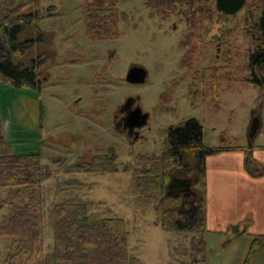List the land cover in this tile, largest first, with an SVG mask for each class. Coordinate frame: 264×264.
I'll list each match as a JSON object with an SVG mask.
<instances>
[{
	"label": "rangeland",
	"instance_id": "obj_1",
	"mask_svg": "<svg viewBox=\"0 0 264 264\" xmlns=\"http://www.w3.org/2000/svg\"><path fill=\"white\" fill-rule=\"evenodd\" d=\"M247 1L251 6L255 3ZM41 5L42 31L25 27L21 39H38L44 32L42 40L15 60L24 66L42 60L37 74L43 88L19 89L0 81V118L15 154H41L43 252L49 256L53 245V204L76 200L83 220L116 217L127 222L129 264H203L202 248L191 242L194 236L202 237L201 232L178 233L163 226L159 201L172 196L177 183L185 184L180 180L190 181L192 192H202L192 186L196 162L190 156L185 158L186 166L172 171L163 184L167 132L171 126L197 119L208 148L264 150V95L259 86L245 80L251 76V52L259 44L257 34L251 32L258 12L252 15L248 7L233 16L216 11L209 23L196 28L197 38L189 42L187 37L195 29L186 4L160 10L146 0H120L119 10L128 16L120 23L121 38L95 42L86 35L83 0H41ZM51 6L56 11L47 12ZM195 54L199 55L197 72L204 75L200 86L206 90L197 108L190 97L192 72L181 67L186 56ZM230 57L228 65L236 69V79L221 81L223 110L218 113L212 96L215 90L210 91L214 69ZM133 66L148 71L144 84L126 81ZM171 86L173 112L160 109V96ZM129 98L139 99L141 108L152 114L151 129L142 130L135 142L113 124ZM257 116L261 127L250 139ZM247 155L249 164L259 169L251 152ZM180 197L177 207L183 212L194 196ZM3 200L0 197V204ZM7 214V208L0 210V222ZM258 232H264L263 224L256 227L250 213L248 219L230 223L227 234L209 233L206 264H244L253 234ZM8 245L0 236V264ZM252 264H264V247Z\"/></svg>",
	"mask_w": 264,
	"mask_h": 264
},
{
	"label": "trees",
	"instance_id": "obj_2",
	"mask_svg": "<svg viewBox=\"0 0 264 264\" xmlns=\"http://www.w3.org/2000/svg\"><path fill=\"white\" fill-rule=\"evenodd\" d=\"M253 1V6L247 1L244 7H248L252 15L255 12L259 14L251 31L257 34L256 40L259 44L251 52L248 64L251 76L245 80L259 86L264 95V0ZM146 3L160 10L177 3L186 4L192 20L191 25L195 29L187 37L189 42L190 39L197 38L194 32L199 25L209 23L215 13H222L217 10L216 0H146ZM119 7L120 0H83L84 25L90 40L112 42L121 38L120 23L127 20L128 16L122 13ZM52 11H56V7L47 9V12ZM44 17L41 0H0L1 82L5 81L19 89L42 90L37 74L43 64L42 60L24 66L17 63L15 57L27 54L37 41L42 40L44 32H40L38 39L28 40H22L21 34L25 27L42 31ZM197 51L196 47L195 53ZM198 60L199 55L195 54L186 56L181 63V67L188 70L189 74L192 72L194 78L190 90L194 108L202 105L206 91L205 87L200 86L199 81L201 77L204 79V75L197 72ZM231 60L230 57L225 61V65L214 69L210 91L215 90L212 96L215 111L218 113L223 110L221 81L232 83L236 79V69L232 70L228 65ZM237 71L242 72L241 69ZM171 91L168 89L162 94L163 104L171 100ZM203 132V125L197 119L185 120L168 129L162 158L163 184L169 179L172 171L186 166L185 158L190 156L196 162L192 186L202 190L200 195L195 191L194 201L187 203L183 212L177 207L181 202L180 195L160 199L159 210L163 217V226L168 230L178 233L207 231V158L226 150L241 149L208 148L204 143ZM40 159L41 154L17 155L13 152L5 139L0 118V197H4L0 210L8 209V214L0 222V236L9 243L4 264H129L130 231L127 222L116 217L83 220L81 204L76 200L53 204V245L49 256L43 252L40 246L43 240L45 213L44 173ZM262 247L264 234L255 235L244 264H252L254 256Z\"/></svg>",
	"mask_w": 264,
	"mask_h": 264
},
{
	"label": "crops",
	"instance_id": "obj_3",
	"mask_svg": "<svg viewBox=\"0 0 264 264\" xmlns=\"http://www.w3.org/2000/svg\"><path fill=\"white\" fill-rule=\"evenodd\" d=\"M248 152H251L253 161L261 166L260 170L249 164ZM206 196L207 231L202 233V237L194 236L191 241L192 246L196 244L197 248H202L203 264H206V238L209 233L227 234L230 223L236 224L248 219L250 213H253L255 226L257 223L263 224L264 231V150H226L209 156ZM263 233L258 232L253 237ZM195 263L200 261L196 260Z\"/></svg>",
	"mask_w": 264,
	"mask_h": 264
},
{
	"label": "flooded vegetation",
	"instance_id": "obj_4",
	"mask_svg": "<svg viewBox=\"0 0 264 264\" xmlns=\"http://www.w3.org/2000/svg\"><path fill=\"white\" fill-rule=\"evenodd\" d=\"M169 89L173 91L172 86L169 87ZM166 92L167 91H165L164 93H166ZM164 93H162V94H164ZM162 94H161V96H162ZM161 96H160V109L163 110V108H164V111L173 112V94L170 98L171 100L169 102H166L165 104L162 103ZM138 107L141 108L140 103H139V99H137L134 103H132L129 106H125V104L122 105L120 107V109L118 110V112L115 115V118L113 120L114 121L113 124L117 127V129L120 132L126 134L129 138V140L130 141L132 140V142H135L141 138V131L142 130L147 129V128L151 129L150 120L152 118V114L144 111L142 108L140 111L136 112V109ZM134 112H136V113H134ZM145 114H148V116L146 118H144ZM132 123H135V124L144 123V125L140 128H131L130 125ZM144 156H146V155H144ZM163 157H164V155H163ZM178 180H180V179H178ZM185 185H186V183H185ZM174 187L176 190L178 188H180L181 190L179 192L175 193L174 191H176V190L174 189V191H173V188H172V190H171L172 196H173V194L174 195H181V194L187 195V185L183 186L182 184H176Z\"/></svg>",
	"mask_w": 264,
	"mask_h": 264
},
{
	"label": "water",
	"instance_id": "obj_5",
	"mask_svg": "<svg viewBox=\"0 0 264 264\" xmlns=\"http://www.w3.org/2000/svg\"><path fill=\"white\" fill-rule=\"evenodd\" d=\"M247 0H216V7L217 10L227 14V15H236L239 11H241L244 6L246 5ZM148 78V71L142 67V66H133L127 73L126 76V81L130 84H144L147 81ZM136 100L135 98H129L127 100V102L125 103V106H129L132 103H134ZM141 108L138 107L136 109L137 111H140ZM134 112V113H136ZM148 116V114L144 115V118H146ZM133 117V116H132ZM144 125V123H139V124H135L132 123L130 125L131 128H140ZM261 127V120L260 118L257 116L254 118L251 128H250V139H253L259 132ZM178 181V179L176 180ZM183 183H186L187 185V195H190L191 193L194 195L195 193L192 192V190L190 189L191 183L190 181H185V180H180ZM177 183V182H176ZM178 184V183H177ZM185 184L183 186H186ZM175 189V188H174ZM176 190V189H175ZM181 189L178 188L176 192H179Z\"/></svg>",
	"mask_w": 264,
	"mask_h": 264
}]
</instances>
